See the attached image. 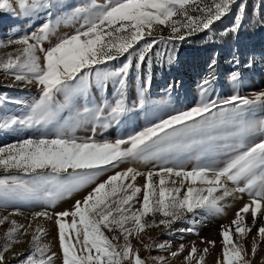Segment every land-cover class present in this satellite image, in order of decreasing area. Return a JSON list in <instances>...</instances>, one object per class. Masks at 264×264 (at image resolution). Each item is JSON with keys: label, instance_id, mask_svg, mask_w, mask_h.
<instances>
[{"label": "snow or ice", "instance_id": "snow-or-ice-1", "mask_svg": "<svg viewBox=\"0 0 264 264\" xmlns=\"http://www.w3.org/2000/svg\"><path fill=\"white\" fill-rule=\"evenodd\" d=\"M62 5L63 0H0V11L13 16L30 18L43 12L50 17L35 31L0 41V49L15 46L0 56V71L14 81L35 83L39 89L38 98L27 106L24 115L0 114V129H43L37 138L0 147V170L30 177L0 178V206L6 209L11 202L29 201L53 207L74 190L95 186L71 210L50 213L45 207L31 212L27 224L10 219L23 215L18 208L0 216V226L10 225L0 237L4 241L0 245V264H10L9 255L18 264H54L57 259L61 264H149L150 260L166 264L163 256L141 257L132 238L149 253L153 249L166 250L174 258L183 252V244L178 251H170V245L153 241L150 236L145 243L141 234L161 225L171 230L173 223L188 214L195 217L201 212L220 213L222 201L242 198L243 194L248 195L250 203L237 211L229 226L221 225V258L216 264H253L241 241L252 231L264 205V120L250 121L246 113L257 106L264 107V92L251 98L232 95L222 102L208 99L215 79L210 71L199 85L201 102L190 110L114 142L75 135L83 124L93 123L95 133V125L107 126L129 111L125 88L134 55L138 68L146 59L151 64L148 54L157 43L184 41L197 32H211L212 25L230 13L234 20L227 31L236 33L246 18L248 0H106L103 4L87 0L69 15L51 19L52 9ZM261 8L264 0L253 6V16L258 18L254 23L264 22ZM61 23L79 27L53 43L50 38ZM157 26L168 27L169 35L156 36ZM142 40L146 42L136 49ZM46 41L47 48L43 46ZM125 54L127 63L122 67L114 71L99 67ZM168 59L171 62V54ZM246 66L250 67L251 61ZM93 74L99 89L106 87L108 79H114L117 95L113 101L96 104L89 99ZM238 78L237 72L232 73L233 82ZM80 97L85 101L83 105L78 104ZM143 105L142 89L140 106ZM257 133L260 138L253 141ZM220 150H225L228 158L222 167H217L210 157ZM189 158L196 160L191 169L184 164ZM149 161L159 162L158 167L147 172L127 167L97 182L105 172L121 164ZM139 176L145 178L143 186L136 185ZM250 211L252 226L241 214ZM53 217L62 258L50 244L42 242L47 235L44 228L37 225L32 230L33 220ZM29 235L27 254L12 251L14 245L24 242L21 237ZM257 237L264 241V225L253 237V258L258 249ZM207 243L215 247L216 242ZM197 252L193 245L185 256L186 264L194 260L203 264L204 255L197 257ZM207 252L208 248H204L203 253Z\"/></svg>", "mask_w": 264, "mask_h": 264}, {"label": "rangeland", "instance_id": "rangeland-1", "mask_svg": "<svg viewBox=\"0 0 264 264\" xmlns=\"http://www.w3.org/2000/svg\"><path fill=\"white\" fill-rule=\"evenodd\" d=\"M96 2L103 4L106 0H96ZM259 2L260 0H248L246 18L236 33L227 31L233 26L234 16L230 13L220 21L215 22L212 25L211 32H197L188 36L184 41L174 40L157 43L148 54L151 64L146 59L138 68L136 66L137 57L134 55L125 88V98L129 111L121 116L118 121H109L107 126L95 125V133L92 132L93 123L83 124L76 129L75 135L80 139L93 137L97 142H114L117 139H126L128 136L170 115L190 110L201 102L202 96L199 85L209 75L210 71L214 73L215 79L212 91L207 97L208 99L222 102L232 95L238 94L241 97L251 98L255 94L264 92V22H253L254 19L258 20L257 17L253 16V6ZM85 3H87V0H63L61 8L52 9L51 19L67 16L75 7ZM260 15L264 16V8L260 9ZM49 19L50 17L43 12L30 18H25L0 11V41H6L11 36H20L35 31ZM76 27H79V25L76 24L73 27L61 23L55 35L50 38L51 41L54 43L58 37L64 34H72ZM169 33L170 29L168 27L157 26L155 35L167 37ZM146 39L151 38L148 37ZM145 42V40L140 41L135 48L140 49ZM43 46L47 48L49 43L46 41ZM14 47L0 49V56L12 51ZM157 52L161 53L160 57L156 56ZM169 54L172 56L171 62L168 59ZM237 59L239 64L236 63ZM249 61H251V66L247 67L246 65ZM213 62H215L214 68L210 69L209 66ZM125 63H127V54L99 67L114 71ZM234 72L239 74L237 82H233L231 79ZM149 80L150 84L147 83ZM9 84L14 86L8 87L7 85ZM105 84L106 87L104 89L95 87L93 74V87L90 88L89 99L94 103L100 104L105 100L113 101L115 99L117 84L114 79H108ZM142 89L144 105L141 107ZM38 96L39 89L35 83L25 84L20 81H14L12 77L6 76L0 71V101H3V103H0V114L22 116L27 111V106L37 99ZM57 99L62 98L57 97ZM84 102L82 97L78 98L79 105H83ZM228 107H231V105ZM246 118L253 122L264 120V107H255L251 112L246 113ZM42 131L43 129L36 127L0 129V147L17 143L24 139L37 138ZM259 138V133H257L251 139L255 141ZM210 158L214 161L215 166L222 167L228 157L225 150H220L213 153ZM158 163L157 161L124 163L117 169H109L108 172L98 178L97 182H102L109 175L127 167H134L141 172H147L158 167ZM195 163L196 160L194 158L184 160V164L188 169H191ZM5 176H17L23 180L30 179V177L22 173L15 171L5 173L0 170V178ZM154 179L157 178L154 177ZM144 183L145 178L143 176L137 177V186H143ZM94 186V184L86 185L74 190L56 201L53 207L29 201L11 202L6 209L0 206V216H6L9 212L18 208L23 215H14L10 219H15L20 224H27L31 212L39 211L45 207L50 213L71 210L75 202L82 200ZM237 197H241V194H237ZM247 203H250V198L247 194H243L242 198L228 197L221 202L223 210L220 213L201 212L195 217L188 214L184 219L173 223L171 230L161 225L146 229L145 233L141 234V238L145 243L149 242L148 237L150 236L153 241L170 245V251H178L179 246L183 244L185 246L183 252L174 258L166 250L153 249L150 253L145 251L135 238H132L131 242L134 247L140 248L141 257L149 255L152 257L163 256L167 258L166 264H186L185 256L188 255L194 245L198 249L197 257L204 255L203 264H216L217 260L221 258V225L229 226L237 211ZM241 214L244 216L245 223L248 226H252L251 211L247 214ZM159 218V216L156 217L157 220ZM68 219L70 221V218ZM148 219H151V217ZM54 220L55 217L47 220L43 218L33 220L32 230L37 225L44 228L47 235L42 237V242L50 244L52 251L60 254L62 258ZM193 220H195V223L192 222ZM261 225H264V205H262L260 212L257 214L252 231L246 239L241 241L248 250L249 258L252 259L253 264H264V241H260L257 237L258 249L254 258L251 253L253 237H256L257 229ZM9 226L7 223L0 226V237L3 236ZM189 228L194 229V231H180V229ZM21 239L24 242L14 245L12 251L27 254L30 249V244L28 243L30 235L21 237ZM210 240L216 242L215 247L207 243ZM3 242L0 239V245ZM204 248H208L206 255L203 253ZM9 259L10 264H18V261L12 259L10 255ZM54 264H61V259L55 260ZM149 264H154V261L150 260ZM192 264H196L195 260Z\"/></svg>", "mask_w": 264, "mask_h": 264}]
</instances>
